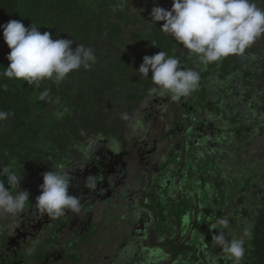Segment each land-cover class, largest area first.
<instances>
[{
    "label": "trees",
    "instance_id": "trees-1",
    "mask_svg": "<svg viewBox=\"0 0 264 264\" xmlns=\"http://www.w3.org/2000/svg\"><path fill=\"white\" fill-rule=\"evenodd\" d=\"M252 2L264 9V0ZM155 6L170 9L172 0H0V25L33 24L96 56L59 83L28 85L2 75L10 49L0 29V110L14 114L0 122V167L13 164L18 190L29 193L23 212H0V264H152L154 247L171 264H234L212 242L219 230L209 227L223 217L227 237L245 239L240 264H264V162L241 160L264 139V34L207 65L188 54L200 80L179 101L150 95L151 81L134 99L136 79L151 78L137 71L145 55L168 50L183 67L187 52L160 30L163 21L147 24ZM58 163L71 170L68 192L84 210L54 219L35 197ZM89 175L103 177L94 191L84 187ZM186 214L192 223L182 233ZM249 224L250 240L242 237Z\"/></svg>",
    "mask_w": 264,
    "mask_h": 264
},
{
    "label": "clouds",
    "instance_id": "clouds-1",
    "mask_svg": "<svg viewBox=\"0 0 264 264\" xmlns=\"http://www.w3.org/2000/svg\"><path fill=\"white\" fill-rule=\"evenodd\" d=\"M150 17L151 21L147 24L154 26L155 22L163 21L160 30L171 35L189 55L195 54L205 65L229 55L243 54L264 34V9L257 7L252 0H172L170 9L153 7ZM38 28L33 24L25 27L18 20L0 25L3 40L10 49L6 56L9 64L2 73L4 77L39 87L41 81L59 83L69 73L81 68L90 69L95 64L96 56L90 47L79 44L73 49V40L53 38L52 33H41ZM137 71L144 77H148L151 71L154 87L149 90L150 95L170 94L173 101L190 95L200 80L197 71L182 67L175 56L162 50L151 56L145 55ZM0 89L7 91V84H0ZM46 95L47 91L41 94L40 99ZM10 115L14 114L0 110V122ZM121 118L129 120L127 113H122ZM139 125L137 120L133 128ZM91 154L92 149H87L88 160ZM70 172L64 164L58 163L43 173L40 194L35 197V205L41 213L56 219L68 212L80 214L84 210L81 197L68 192L72 180ZM0 177H6L8 185L6 188L5 181L0 179V212L10 215L23 212L29 204V193L18 190L21 174L17 173L13 164H9L0 167ZM102 179V176L97 179L96 175H89L84 187L94 191ZM229 218H218L210 225V230H219L212 236V242L234 264H240L246 253L245 239L227 237ZM182 223L185 226L191 224L190 216L184 215ZM252 235L253 225L249 224L243 228L242 237L250 240ZM147 252L153 258L152 264H163L168 258V253L160 247L149 248Z\"/></svg>",
    "mask_w": 264,
    "mask_h": 264
},
{
    "label": "rangeland",
    "instance_id": "rangeland-1",
    "mask_svg": "<svg viewBox=\"0 0 264 264\" xmlns=\"http://www.w3.org/2000/svg\"><path fill=\"white\" fill-rule=\"evenodd\" d=\"M168 50H166L165 52H167ZM182 53H183V56L181 55V54H179V56H182V59H183V67L184 68H188V52H184V51H182ZM136 80H138L137 81V84L135 85V88L136 89H134V93L131 95L132 96V98H134V99H136L138 96H140V87L139 86H142V88H144L145 87V85H146V83L147 82H149V81H151L152 82V80H151V78H149V79H147V80H144V79H140V77L138 78V79H136ZM129 91H131L130 90V88L128 89V92ZM128 92H127V94H128ZM126 93H125V95L126 96H128ZM131 96L129 95V97L131 98ZM119 119V118H118ZM162 153L163 152H161V155H162ZM150 154H152V155H154L155 153L154 152H152V153H150ZM255 154H256V156L258 155V157H256V158H254L253 160H251V161H254L255 159H256V161H259V160H261L262 162H264V139L263 140H261V138H258L257 140H256V142H254L253 144H251V147H250V149L247 151V150H245V152L241 155V160H247V161H249L248 159H250L251 157H254L255 156ZM149 156V155H148ZM153 157H155V156H153ZM252 159V158H251ZM251 161H249V163H248V166H247V168H252L251 167V165L253 164V162H251ZM257 168V167H256ZM258 169V168H257ZM181 172H182V170H181ZM182 180L183 178L182 177H180L179 176V178H176V180ZM181 225H182V233L184 232V226L185 225H183V223L181 222ZM187 231V230H186ZM185 231V232H186ZM180 236V238H184L183 237V235L182 234H180L179 235ZM168 263L169 264H171L172 262L170 261V259L168 258Z\"/></svg>",
    "mask_w": 264,
    "mask_h": 264
}]
</instances>
